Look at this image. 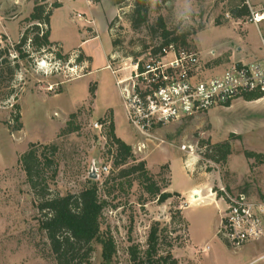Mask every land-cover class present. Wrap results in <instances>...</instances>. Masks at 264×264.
Wrapping results in <instances>:
<instances>
[{
  "label": "rangeland",
  "instance_id": "obj_1",
  "mask_svg": "<svg viewBox=\"0 0 264 264\" xmlns=\"http://www.w3.org/2000/svg\"><path fill=\"white\" fill-rule=\"evenodd\" d=\"M61 1L50 19L49 40L56 45L37 53L28 41L22 49L29 55L23 59L15 46L28 30L29 38L34 36L37 21L26 20L36 0H0V264H56L40 227L38 197L20 163L32 144L40 153L57 146V174L52 179L53 172L48 173L53 194L79 193L90 178L100 183V196L107 201L101 236L114 238L116 252L106 260L103 244L95 242L91 264H163L161 257L168 252L177 264H264V239L233 248L218 235L221 203L215 196L225 186L264 200V162L247 155H264V97L237 98L143 135L126 116L117 79L130 77L135 53L157 46L161 38L145 26L132 28L126 13L134 0H90L92 11L87 0ZM149 2V25L162 16L178 33L189 31L191 46L202 63L208 62L210 73L225 70L230 54L244 53L238 46L242 23L251 22L250 16L234 18L230 1L196 0V11L183 24L175 19L182 10L179 0ZM248 26L254 33L247 51L264 54L256 26ZM41 28L46 30L44 24ZM113 40L119 45L114 47ZM72 64H77L74 71ZM69 121L78 130L64 131ZM111 121L117 136L133 148L136 161L130 163L145 160L162 191L172 197L165 202L153 198L136 176L106 181L119 170L113 165ZM226 141L232 154L225 162L204 153L207 146ZM105 165L109 172L102 170ZM195 184L204 198L198 195L201 199L191 203ZM152 227L158 228L159 239L151 248Z\"/></svg>",
  "mask_w": 264,
  "mask_h": 264
},
{
  "label": "trees",
  "instance_id": "obj_2",
  "mask_svg": "<svg viewBox=\"0 0 264 264\" xmlns=\"http://www.w3.org/2000/svg\"><path fill=\"white\" fill-rule=\"evenodd\" d=\"M36 0V4L30 17L26 20L29 22L37 21L32 27L34 31L33 38H29L31 31H27L21 38V41L16 44L15 49L19 52L20 58H26L29 54L22 47L28 41L33 45L34 51L37 53H45L46 46L53 45L49 40L50 36V19L53 13V8L61 6L57 0ZM117 4H121L127 0H115ZM167 1V0H165ZM230 1L231 12L234 18L241 19L249 17L251 10L247 0H228ZM49 4V6L47 5ZM149 0H134L133 9L126 13L131 26L134 30L141 27H147L152 30L154 37H160L161 42L157 46H143L135 57L138 58L141 54L149 51L150 48L157 52L163 46L176 44L177 46H190V32L184 31L178 33L177 30L171 29L166 25L165 19L160 16L156 24L149 25L150 13ZM44 24L46 30L41 26ZM113 23H111L112 25ZM202 30V29H201ZM56 45V44H54ZM112 45H119L118 40H113ZM60 46V45H59ZM3 54V51H2ZM79 59H83L79 56ZM7 61V60H6ZM93 92V91H92ZM264 97L263 93H250L245 96L248 101L258 100ZM18 107V106H17ZM73 117L75 114L72 115ZM16 120H20V115H16ZM78 126H74L71 121L67 124L64 131H76ZM20 129V125H19ZM109 140L111 148L114 147L113 165L115 169H119L116 174L112 172L107 176L106 181L120 179H129L136 176L142 187L153 198H157L160 202H165L172 193L163 192L161 186L154 179L145 160L136 163L133 148L123 139L117 136L115 124L111 121L109 126ZM57 151V146L51 144L45 147L40 153L39 148L32 144L31 147L20 156V163L27 174V178L32 189L38 197V208L42 217L40 218V227L45 231L49 240L50 255L55 260L56 264H91L93 252L95 251V242L103 244V257L106 260H111L116 252L114 238L106 233L105 237L101 236L102 216L107 201L100 196V183L98 180L90 178L87 186L79 193H68L66 195L53 194L48 184V173L53 172V179L57 174V163L54 155ZM208 157L216 162H225L232 154V146L230 141L217 143L213 146H207L204 152ZM249 157H256L258 161L263 160L264 155L256 152H247ZM123 184V183H122ZM179 195V193H176ZM158 228H151L149 234L150 247H154L158 242ZM137 254H133L136 259ZM172 254L168 252L166 256L161 257L163 264H177V261L172 258ZM170 259H173L170 261Z\"/></svg>",
  "mask_w": 264,
  "mask_h": 264
},
{
  "label": "built area",
  "instance_id": "obj_3",
  "mask_svg": "<svg viewBox=\"0 0 264 264\" xmlns=\"http://www.w3.org/2000/svg\"><path fill=\"white\" fill-rule=\"evenodd\" d=\"M250 9L251 22L264 21V8ZM78 17L82 19L83 14ZM75 66H69L70 70ZM117 82L131 125L151 136L153 130L172 121L230 105L250 93L264 94V62L233 63L211 74L191 45L172 43L157 52L150 48L135 59L130 77L119 76ZM102 170L109 172V166ZM215 196L221 203L218 235L229 247L264 239V200L225 186Z\"/></svg>",
  "mask_w": 264,
  "mask_h": 264
},
{
  "label": "crops",
  "instance_id": "obj_4",
  "mask_svg": "<svg viewBox=\"0 0 264 264\" xmlns=\"http://www.w3.org/2000/svg\"><path fill=\"white\" fill-rule=\"evenodd\" d=\"M59 2H63L61 0H57ZM89 4V9L90 11L93 10V5H92V2L90 0H87ZM247 3L248 5L250 6V8L254 9V10H261L262 8H264V0H247ZM92 13V12H91ZM244 18H241L239 20H242ZM243 24V35H242V40H240L239 42L241 43L240 46H238V49L240 51H244V53H241L240 55L237 56V54H230L229 55V62H226L223 67L225 68L226 66H230L231 64L233 63H250V62H253V61H262L264 62V54H259L258 56L255 54V53H249L250 49H248L251 41H252V34L254 32H250V29H249V26L248 25H255L256 28H257V31H258V34H259V37H260V40L261 42L263 43L264 45V41H263V38H264V21L259 23V24H255L253 22H245V23H242ZM90 40V39H89ZM250 48V47H249ZM249 50V51H247ZM250 54V55H249ZM108 53L105 54L104 58H103V63L102 64H106V57H107ZM219 58V57H217ZM215 58V59H217ZM204 59V58H203ZM213 59V58H212ZM206 64H208V62L205 61ZM226 65V66H225ZM105 68H107L106 66H104ZM212 69L210 68L208 70V72L210 73ZM224 71V70H223ZM218 73V72H217ZM212 74V73H211ZM196 186L198 185H194L191 189V192H192V202L191 203H197L201 198H204L203 196H201V198L197 201H195L193 199V196H194V191L195 190H200L198 189ZM201 191V190H200ZM191 194V193H190ZM220 222H221V219H220ZM261 241V240H260Z\"/></svg>",
  "mask_w": 264,
  "mask_h": 264
},
{
  "label": "clouds",
  "instance_id": "obj_5",
  "mask_svg": "<svg viewBox=\"0 0 264 264\" xmlns=\"http://www.w3.org/2000/svg\"><path fill=\"white\" fill-rule=\"evenodd\" d=\"M179 3L182 10L175 14L176 22L187 23L196 11V0H179Z\"/></svg>",
  "mask_w": 264,
  "mask_h": 264
},
{
  "label": "bare ground",
  "instance_id": "obj_6",
  "mask_svg": "<svg viewBox=\"0 0 264 264\" xmlns=\"http://www.w3.org/2000/svg\"><path fill=\"white\" fill-rule=\"evenodd\" d=\"M201 195V191L200 190H195L194 191V200L196 201L197 200V198L199 197V196ZM198 196V197H197ZM202 196V195H201Z\"/></svg>",
  "mask_w": 264,
  "mask_h": 264
}]
</instances>
